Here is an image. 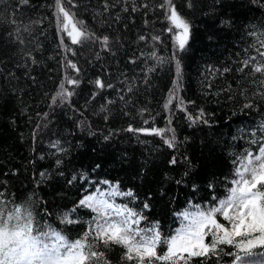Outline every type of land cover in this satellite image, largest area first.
<instances>
[{
  "label": "trees",
  "instance_id": "16d2710c",
  "mask_svg": "<svg viewBox=\"0 0 264 264\" xmlns=\"http://www.w3.org/2000/svg\"><path fill=\"white\" fill-rule=\"evenodd\" d=\"M61 3L87 33L79 43L58 27L56 0H0V206L29 203L34 228L96 253L87 264H141L96 235L97 213L79 201L103 193L140 213L145 233L158 226L164 241L182 213L226 199L236 170L264 148V0ZM170 8L189 25L183 50ZM61 85L70 96L58 95ZM114 188L133 197L108 195ZM215 219L232 230L222 214ZM233 239L206 256L185 253L187 264H264V246L245 255L247 244ZM166 252L157 245L156 256Z\"/></svg>",
  "mask_w": 264,
  "mask_h": 264
},
{
  "label": "snow or ice",
  "instance_id": "6c2138e0",
  "mask_svg": "<svg viewBox=\"0 0 264 264\" xmlns=\"http://www.w3.org/2000/svg\"><path fill=\"white\" fill-rule=\"evenodd\" d=\"M27 3V0H22ZM57 6V23L61 31L67 33L71 38L72 43L81 42L82 38L87 37V33L78 28L77 23L73 22L74 17L69 11L62 6L61 0H56ZM135 11V9H133ZM174 29H179L174 36L175 46L183 50L189 39V25L177 14L174 8H170V14L167 16ZM173 31V27L169 28ZM154 39H158L155 37ZM105 45H107L108 38H103ZM69 66L76 69V65L68 62ZM179 63H177V72H179ZM77 71H79L77 69ZM256 71H261L257 68ZM68 84L76 85L78 80L68 79ZM97 86L103 87L100 80L95 82ZM110 87V85H109ZM62 92L59 96L67 97L71 93L64 89L61 85ZM55 99V98H54ZM176 99H179L177 96ZM171 98L169 99V103ZM167 107V104L165 105ZM191 119V117H189ZM129 131H133L130 127ZM136 131L153 132L160 134L158 129H139ZM165 143L172 146V141L166 140ZM261 154L252 157L249 153L245 163L241 165V169L236 170L237 179L233 180V186L228 191L226 199L219 201V206L209 208L206 211L197 209L193 212L182 213L183 220L181 226L176 229V234L172 235L170 239L161 241L160 233L155 230L154 226L147 233L140 229L138 225L143 220L140 213L134 211L126 205H113L101 197L97 198L94 195H86L79 201V205L92 209L97 213L96 235L104 239L105 244L112 241L116 244H122L128 249V259H132V253H135L143 264L144 257H156L160 261H171L172 264H179V261H185L191 257L206 256L211 250L216 248L217 243L232 245L233 238H241L239 245L247 244L244 248L245 255H251L252 249L258 242L264 246V148L260 150ZM175 163V160L172 161ZM258 164V167L255 166ZM250 176L251 178H245ZM76 177H73L75 180ZM71 183V181H69ZM104 183H108L105 181ZM110 196L133 197L131 191L120 192L114 188ZM148 207L147 204L144 205ZM113 210L109 212L108 210ZM17 219L21 218V210L17 206L15 208ZM220 213L225 220L232 222V230L229 231L223 224L217 223L215 214ZM231 213V214H230ZM27 219L29 234L33 231V218L30 213H25ZM8 219H12L9 214ZM37 237L35 239H43L45 247L49 248L51 252L55 253L51 264H87V261L96 253L87 254L84 250V244L81 240L75 242H68L66 237L59 231L48 230L43 231L35 228ZM254 233H259L254 239H247L245 237H252ZM6 228H0V249L6 245V237H8ZM211 235V245L205 244V237ZM139 237V239H137ZM164 243L167 245V252L163 256H156V247L158 244ZM187 254V259L184 254ZM239 259V257H237ZM2 264V261H0Z\"/></svg>",
  "mask_w": 264,
  "mask_h": 264
},
{
  "label": "clouds",
  "instance_id": "9594fccd",
  "mask_svg": "<svg viewBox=\"0 0 264 264\" xmlns=\"http://www.w3.org/2000/svg\"><path fill=\"white\" fill-rule=\"evenodd\" d=\"M17 206H0V228H6L8 237L6 245L0 249V261L2 264H51L55 253L45 247L43 239L37 240V232L33 225V231L29 234L25 213H30L32 218L34 211L31 205L21 201L19 208L21 218L17 219L15 208ZM11 214L12 219H8Z\"/></svg>",
  "mask_w": 264,
  "mask_h": 264
},
{
  "label": "rangeland",
  "instance_id": "374dc122",
  "mask_svg": "<svg viewBox=\"0 0 264 264\" xmlns=\"http://www.w3.org/2000/svg\"><path fill=\"white\" fill-rule=\"evenodd\" d=\"M169 14H170V11H169ZM171 24V23H170ZM171 27H173V37L175 36V34L177 32H179L180 30L179 29H174V26L171 25Z\"/></svg>",
  "mask_w": 264,
  "mask_h": 264
}]
</instances>
